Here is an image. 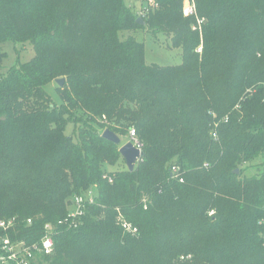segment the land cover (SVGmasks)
<instances>
[{"label":"trees","instance_id":"16d2710c","mask_svg":"<svg viewBox=\"0 0 264 264\" xmlns=\"http://www.w3.org/2000/svg\"><path fill=\"white\" fill-rule=\"evenodd\" d=\"M153 2L144 13L125 0H0V69L5 42L36 52L0 75V220L33 219L18 236L38 240L95 188L43 264H264V0H197L198 17L185 0ZM138 29L171 37L183 63L148 65L145 45L121 35ZM63 78L60 106L28 103ZM132 127L146 156L108 183L98 164L123 157L102 135Z\"/></svg>","mask_w":264,"mask_h":264},{"label":"built area","instance_id":"2783aa9c","mask_svg":"<svg viewBox=\"0 0 264 264\" xmlns=\"http://www.w3.org/2000/svg\"><path fill=\"white\" fill-rule=\"evenodd\" d=\"M151 7H157L155 2L151 4ZM147 8L144 11L147 12ZM184 15L186 17H198L197 0H185ZM203 22L204 20L198 19L199 29H201ZM194 29H197V27H194ZM104 120L106 121L105 117ZM212 134L215 139H218L216 131H213ZM129 140L137 148L143 150L144 145L138 139L134 128L130 130ZM170 174L173 180L184 182L183 170L180 166L173 165L170 169ZM110 181L112 182V179ZM96 202L97 194L94 188L89 189L84 194L75 195L72 198L67 217L57 224L45 225L43 235L34 241H31L30 238L18 236L19 231H22L23 227L28 228L33 225V219H28L24 226H21L20 221L16 217L0 220V264H43L44 258L51 256L55 251V235L58 229H77L81 225L89 207L95 205ZM213 214L214 212L211 213V215ZM118 224L128 234L135 236L139 233L138 228L127 221L122 213L119 214Z\"/></svg>","mask_w":264,"mask_h":264},{"label":"rangeland","instance_id":"374dc122","mask_svg":"<svg viewBox=\"0 0 264 264\" xmlns=\"http://www.w3.org/2000/svg\"><path fill=\"white\" fill-rule=\"evenodd\" d=\"M125 1L126 4L132 7L136 12H141V11L143 12L145 8L149 6V4L153 3V0H151L150 2H143L142 0H125ZM143 17L145 16L141 14L139 19L143 20ZM121 35L123 39H126L129 36H133L139 42L145 45V57H146V63L148 65H159L161 67H175L183 63L182 49L173 48L171 37H168L163 33L155 34L149 31L148 29H138L136 31L123 32ZM3 50L5 52V60L0 69V75L2 76H5L6 74H8V72L11 69L18 67L20 64L30 61L36 55L33 46L29 43L20 44L15 42H5L3 44ZM201 51H202V47L199 49V52ZM57 88L58 85L56 84V82L48 84L45 87L47 95L43 101H40L35 95H33L31 98H29L28 103L31 104V106H34L36 104L37 105L36 109L39 107V103H40L42 112H46L48 110L50 111V105L53 107L60 106L61 101L58 92L56 91ZM80 126L82 127V124ZM72 130H74L73 124L69 126L68 133H71ZM128 141H130L129 136H126L124 138L122 137V145L126 144ZM172 160L173 162H177V158H173ZM261 163H262V159L259 158L253 161L251 164L245 165L244 174L246 176H254L262 168ZM97 167L100 176L103 177L104 180L108 181V183H111L110 181L111 179L112 182H114L118 174H121L128 169L126 162L123 158H121V160L116 165H108L100 162ZM94 187L98 188L97 185H94ZM70 207H71V203L69 208ZM123 217L125 218L124 215ZM190 257H192V255H190L189 258Z\"/></svg>","mask_w":264,"mask_h":264},{"label":"water","instance_id":"95a60500","mask_svg":"<svg viewBox=\"0 0 264 264\" xmlns=\"http://www.w3.org/2000/svg\"><path fill=\"white\" fill-rule=\"evenodd\" d=\"M138 22L143 25L145 24L141 19H139ZM55 82L58 87L63 88L65 86L66 79H57ZM102 136L104 139L120 147V154L124 158L126 165L131 172L135 170L137 163L146 156L145 151L137 148L131 141L122 145V137L110 129H106ZM236 173L239 174L240 170H236Z\"/></svg>","mask_w":264,"mask_h":264}]
</instances>
